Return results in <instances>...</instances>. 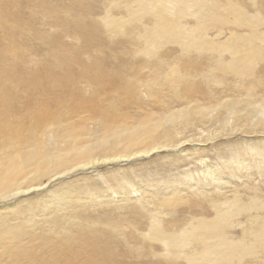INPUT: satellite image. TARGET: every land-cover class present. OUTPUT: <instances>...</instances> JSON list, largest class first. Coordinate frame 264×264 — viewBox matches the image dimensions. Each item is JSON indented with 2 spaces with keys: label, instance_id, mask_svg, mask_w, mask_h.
Instances as JSON below:
<instances>
[{
  "label": "rangeland",
  "instance_id": "374dc122",
  "mask_svg": "<svg viewBox=\"0 0 264 264\" xmlns=\"http://www.w3.org/2000/svg\"><path fill=\"white\" fill-rule=\"evenodd\" d=\"M144 4H148V7ZM163 4L164 0L162 3L158 0H0V121L7 117L6 122L10 120L17 123L21 120L34 123L41 113L33 114L45 108L63 110L67 115H74V110H79L78 114L82 118L90 115L96 105H99L100 111H108L111 119L120 121L121 117L127 118L119 115L121 111L132 116L138 106H133L130 100L131 105H125L117 113L113 108L101 109L109 100H114L116 105L122 99L125 100V93L119 88L123 85L122 81L117 78L113 80L115 74L123 73L122 78L131 83L133 81V93H138L135 97L139 99V105L140 102L146 105L151 100L145 94L152 88L150 83L157 74V67L162 70L159 71L161 73L176 61L186 82L190 76L188 82L202 84V95L197 98L203 104L215 103V99L219 98L234 97L236 91L232 90L236 82L241 81L247 86L249 80L230 74L223 79L227 81L228 88L210 86L206 75L208 69L217 62V55L205 51H189L185 54L180 41L151 37L150 40L158 43L156 55L144 54L142 49L147 45L145 39L155 26L156 9ZM166 5L174 17L177 3L170 0ZM228 7H234L233 10L241 13L240 23L234 22L231 14L224 22H217ZM140 8L144 10L134 14ZM180 8L181 14L176 22L188 36L186 43L196 39L195 33L201 32L211 44L231 43L233 35L250 36L252 39H262V42L258 39L257 44L264 52V0H186ZM227 55L223 53L222 57L226 62L230 59ZM262 62L257 61L255 64V79L264 80ZM89 63H96L97 66L101 64L100 68L106 69L105 73L111 77L108 81L113 80L111 82L116 84H106L103 79L105 82L100 81L101 85L89 79L90 75L84 77L82 72ZM38 69L42 73L36 72ZM67 75V81L61 79ZM215 75L221 76L218 72ZM55 79L64 82H56ZM262 87L259 93H264ZM95 88L98 92L93 94ZM163 88L161 96L171 97L172 92L167 87ZM139 89L144 93L139 95ZM140 106L143 107L142 104ZM3 108H7V111H3ZM138 109L140 111L141 108ZM137 113L136 120L141 118ZM89 117L94 120L92 114ZM214 126L207 121L209 129ZM196 131L200 133V136L195 137L199 141H188L173 149L155 150L152 154H137L130 158L85 166L53 177L50 181L43 179L44 183L35 189L30 188L0 200V216L7 219L10 226H22L24 223L23 229L32 231L36 237L35 241H29V234L21 238L23 246L28 244L26 241L32 242L27 246L33 249L31 257L13 254V257H19V261L10 263L8 255L4 257L6 253L0 250L5 261L0 260V264H41V260L53 264H88L97 256L91 247H84L82 243L94 239V234H103L114 245L109 255L102 254L106 264H187L183 256L166 255L167 248L162 242L145 236L153 217L150 214L165 210L158 202L166 196L183 202L176 206L173 213L168 214L165 210L164 215L161 213L157 216L164 226L172 224L170 232H181L198 218H212L215 215L212 203L230 201L235 193L245 202L252 197L259 200L264 198V132H238L228 137L200 141L202 137L206 138L207 129L199 126ZM191 133L184 132L179 138L187 136L190 139ZM94 182L98 186L97 190L91 187L86 189ZM61 183L63 187H58ZM71 185L80 192L73 206L86 210L85 215L77 219L64 213L73 202ZM64 192L67 194L65 200L50 206L46 211L31 213L26 210L28 201L33 203L35 200H46V197L60 198ZM154 204L159 207L155 209ZM143 207L153 211L142 210ZM256 214L262 215V212H251V215ZM240 215L234 218L236 227L233 225L231 229L228 228V237L232 241L245 238L242 225L246 223L248 214ZM54 216L58 218L57 221L52 219ZM27 221L33 222V225H28ZM237 221L241 226L236 224ZM76 225L81 228H76ZM248 225L247 228H253L251 224ZM48 228L55 229L62 237L71 238V247L67 252L62 247L53 248L43 241V238H52V233H49L52 231ZM192 247H185L183 253L191 255ZM241 264H264V254L258 251L252 257L245 258Z\"/></svg>",
  "mask_w": 264,
  "mask_h": 264
},
{
  "label": "bare ground",
  "instance_id": "6f19581e",
  "mask_svg": "<svg viewBox=\"0 0 264 264\" xmlns=\"http://www.w3.org/2000/svg\"><path fill=\"white\" fill-rule=\"evenodd\" d=\"M158 1L162 3L163 0ZM173 1L178 5L174 17L171 11H168L166 5L170 0H164V4L157 7L155 13V26L145 39L147 45L143 47L142 52L148 56L156 55L158 43L154 40H150L151 37L175 42L180 41L182 51L185 54L189 51H205L217 55V62H214L215 65L208 69L209 71L206 75L207 82L210 86H223L228 88L229 85H227L228 83L226 84L227 81L223 80L227 74L234 75L240 79H247V81L249 80L247 86H244L241 81L236 82L233 87L234 90H232L236 91V95L231 92L235 95L234 97H226L223 100L219 98L220 100L215 99V103L209 102V104L206 103L207 105L203 104L204 102L197 98L202 95V84L188 82L190 76H188L189 78L186 76L188 78L186 82L185 76L181 75L178 65L176 64L178 61H176L174 64L170 63L169 69L161 73H159V71L162 70L157 67L155 78H149L152 79L150 83L151 87H156L157 89L148 88L149 90H147L145 96H147L151 102L146 105H144V102H140L143 107L140 106L141 104L139 105V99L135 97L137 92L135 91L133 93V81L131 83V81L126 78H122L121 75L123 73L121 75L115 74L116 76L113 80L117 78V80H121L123 84L119 88L125 93V100H121L124 103L121 105L120 101L119 103L117 102L116 105L114 100H109L101 106V109L103 110L105 109L104 107H109L113 108L117 113L119 110L124 109L125 105H131L129 103L130 100L134 103L133 106L141 108L140 111H138V108L134 109L135 113L131 114L132 116H130L129 113H123L121 111L119 115L126 116L127 118L121 117L120 121L111 119L108 111H100L98 108L99 105L93 107V111L91 110L93 119L97 121L91 120L89 117L91 114L80 118L78 114L79 110H74L76 113L74 115H67L63 110L58 111L53 108H45L34 113L33 115H38L39 112L41 113L38 119L35 118L36 120L34 123H27L21 120L17 123H12L10 120L6 122V117L0 121V200L10 198L11 196L17 195L19 192L21 194L30 188H37L44 183L43 179L50 181L53 177L63 175L73 170L83 169L85 166H95L102 162L130 158L137 154H152L155 150L162 151L165 149H173L188 141H199L195 138L197 135L200 136V133L196 131L199 126L207 129L206 138L202 137L200 141L228 137L238 134V132L242 134L264 132V93L258 92L263 86L264 80L261 78L255 79L257 74L255 72L256 62L261 60L264 62V52L257 44L258 39L261 42L262 39L257 38L256 40V38L252 39L250 36L233 35L231 43L211 44L205 40L202 32H193L195 33L196 39L186 43L185 40L188 39V36L186 37L183 33L185 32L184 29L182 32L176 22L181 14L180 10L182 7L180 8V6H184L186 0ZM144 6L148 7V4H144ZM233 9L234 7H228L227 10H224L221 14V19L217 22H224L227 16L231 14V16L234 17V20H232L236 23H240L239 17L241 13ZM143 10L144 9L140 8L138 11H135L134 14H138ZM205 23H211V21H206ZM144 33H147V31ZM246 35H248V33H246ZM261 42H259V44ZM223 53L230 56L229 61L227 60L228 62L222 59ZM89 64L86 65V70L91 72V74H87L88 72L84 68L82 72L84 77L85 75L86 77L90 75L89 79L91 78L97 83L103 79L106 80V84L113 81L111 79V81H108L111 77H109L110 75L108 73H105V71H107L106 69L100 68L101 64H98V66L96 63ZM92 68H94V70ZM36 72H40L39 69ZM217 72L221 74L220 77L215 75ZM82 74L80 75L82 76ZM69 76H71V74ZM69 76L67 75L66 78H60L67 81ZM113 84L116 83L114 82L112 85ZM150 85L148 86L150 87ZM180 86L182 87L181 89ZM99 87H97V90ZM163 87H167L168 90L172 92L171 97H173L174 100L170 95L168 97L164 95L161 96L160 91L165 89ZM138 91H140V89ZM96 92L98 91H96L95 88L93 94ZM139 93V95H141L144 92L141 93L140 91ZM214 97H218V95H214ZM3 111H7V108H3ZM137 112H139L141 118L136 120L138 117H135V115L138 114ZM68 113L71 114V112ZM207 121L213 123V125L215 124V126L209 129L207 127ZM89 124H93L94 126L90 127ZM187 131L192 132L190 139H187V136L179 138V135ZM58 187H63V183L59 184ZM70 187L73 192V202L67 210H64V213L72 219H77L85 215L86 210L73 206L78 201L80 192L74 185ZM90 187L93 188L94 191L98 189L95 182L93 185L86 186V189ZM66 197L67 194L64 192L60 198L53 197L52 199L51 197H46V200L45 198L35 200L33 203L28 201L25 207L26 210H29L31 213L36 211L40 213L43 210L46 211L45 209L48 210L50 206L64 201ZM181 203L183 202L178 199L168 198L166 196V198L157 204L161 205V207L170 214L173 213L176 206ZM157 204L156 207L154 204L155 209L159 207ZM212 206L215 211V215L213 214L214 216L212 218H198L194 223H190L187 229H182L181 232H176L175 230V232H170L172 229L171 223H167V226L162 224L163 222L159 219L160 217L158 218L157 216H160L161 213L164 215L165 213L163 212L165 210L159 208V211L150 214L153 217L149 224V231L145 236L149 239L162 242L167 248L166 255L174 257L183 256L187 264H241L245 258L249 256L252 257L258 251L264 254V198L259 200L257 197H252L248 202H245L241 200L240 195L235 193L232 200L217 202L216 204L212 203ZM145 209L149 211L146 207H143L142 210ZM253 211H261L262 215H251ZM18 212H22V210ZM241 213L244 215L245 213L248 214L246 221L244 220L246 223H241L243 224V234H241L244 235L245 238L232 241L230 237H228V228L235 225L234 218L240 217ZM13 216L17 217L15 214H13ZM52 219H55L54 221L58 220L55 216L52 217ZM0 221V250H2V253H6L3 256L5 257L8 255L10 259L9 262H18L21 255L25 258L31 257L33 249L31 246H27L29 243H32L29 242L30 239L34 240L36 238L35 233L23 229V227H25L24 223V226L22 224H20L22 226H10L7 219L3 216H0ZM167 222L169 221L167 220ZM27 223L30 226L31 224L33 225L31 221H27ZM236 224L240 225V222L237 221ZM248 224H251L250 227L253 228H247ZM76 226V228H79L80 225ZM16 227H19V229L16 230ZM50 229L51 228H48V230ZM50 231H52L49 232L52 233V238H43V241L49 243L53 248L62 247V249L67 252L69 247H71V238L62 237L55 229H51ZM86 231H90V229H86ZM26 234H29V241H26L25 243L28 244L24 243L25 245L23 246L21 238ZM82 244L84 247H91L93 253L97 256L95 259L88 261V264H106V259L102 254H108L114 246L110 239L104 238L103 234H94V239L83 241ZM190 245L194 246L192 247L194 249H191L193 253L191 255L183 253V249ZM13 254L19 257H13ZM0 256V260L3 259L2 261H4V257L2 258V255ZM40 262L41 264H53V262L47 260H41Z\"/></svg>",
  "mask_w": 264,
  "mask_h": 264
}]
</instances>
